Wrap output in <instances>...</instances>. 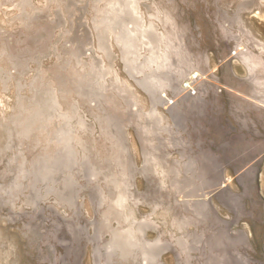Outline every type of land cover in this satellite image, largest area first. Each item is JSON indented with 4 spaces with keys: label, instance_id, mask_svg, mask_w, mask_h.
Returning <instances> with one entry per match:
<instances>
[{
    "label": "rangeland",
    "instance_id": "rangeland-1",
    "mask_svg": "<svg viewBox=\"0 0 264 264\" xmlns=\"http://www.w3.org/2000/svg\"><path fill=\"white\" fill-rule=\"evenodd\" d=\"M109 1L0 0V264H105L107 231L145 221V239H160L161 264H216V242L226 244L227 264H264V0H138L142 22L156 29L136 39L130 57L117 36L102 34ZM162 34L171 68L163 103L149 114L140 75L168 70L132 69L126 57L143 63L147 43ZM93 63L102 67L90 90L82 77ZM71 109L75 117L62 120ZM80 117L85 125L74 132ZM66 126L81 136L72 145L83 166L70 165L57 144ZM190 160L210 183L176 191ZM34 167L52 169L56 192L32 182ZM68 194L75 210L61 199ZM196 201L208 209L198 224Z\"/></svg>",
    "mask_w": 264,
    "mask_h": 264
},
{
    "label": "bare ground",
    "instance_id": "bare-ground-1",
    "mask_svg": "<svg viewBox=\"0 0 264 264\" xmlns=\"http://www.w3.org/2000/svg\"><path fill=\"white\" fill-rule=\"evenodd\" d=\"M110 2V1H109ZM138 0H124V2L122 3L121 0H114V1H111L109 3V9L105 12V14L103 15V17L101 16V20H100V25L103 27V31H102V34L104 35H110V36H117V42L123 47L124 49V54L125 55H129V54H134L132 52V50L136 47V39L141 36V37H148L150 36L151 34L154 33V26L152 23H144L142 22V19L139 15V7H138ZM28 5H31V2L29 1V4ZM107 8V7H106ZM102 11V10H101ZM26 14V13H25ZM125 17H128L129 20H131L130 23H132L135 28L134 29H130L128 27V24L129 23H126L127 20H125ZM146 39V38H145ZM166 40V37H165V34H162L157 40L155 41H149L147 43V45H149V48L147 49V53L149 52V54L145 57V60L143 63H138V58L136 59L135 56L134 58H128L126 57V61L130 64V66L132 67V69H134V64H136V66L140 64L141 67H143L144 69L147 68L149 71H152V69H160L161 67H166L168 71H165L164 73H166V76L169 75V70L171 68V65H170V55H171V52H170V49L169 47L166 45V47L162 48V45H163V41ZM139 41V40H137ZM143 42V41H142ZM142 44V43H141ZM165 44V42H164ZM104 47L106 44H102ZM145 46V45H144ZM101 47V46H100ZM146 47V46H145ZM263 47V46H262ZM106 48V47H105ZM261 48V47H260ZM144 49V48H143ZM264 50V48H262ZM159 50V52L157 51ZM132 52V53H131ZM73 53V52H72ZM74 54V53H73ZM73 54H71L73 56ZM140 56V54H138ZM130 57V55H129ZM137 57V56H136ZM183 61V60H181ZM180 61V62H181ZM28 64V62H27ZM27 64L25 66L24 69H22L23 71L26 69L27 67ZM101 65L98 66L97 63H93V65L90 64L89 66V69L87 71V76L86 74L84 75L83 80H84V83L86 84V87L87 89H90V90H93V87H92V82L95 78V75H96V70L100 67ZM139 66V67H140ZM102 67V66H101ZM105 67V66H104ZM138 68V67H137ZM104 69V68H103ZM136 70V68H135ZM140 70H142V68H140ZM147 70V71H148ZM106 73V72H105ZM107 73H109L107 71ZM163 72H160L159 74H161ZM177 73V72H176ZM138 74H140V72L138 71ZM150 75H145L142 77V75H140V79H139V82L138 84L142 83V85L145 87V91L147 90L148 91V94L150 95V99H151V102H152V109L149 110V114H155L156 112V106L155 105L156 103H160L162 101V92H165V87H167V82H166V79H168V76L167 77H160V75H154L153 73H148ZM99 75V74H98ZM181 75V74H180ZM179 74L176 75V76H180ZM98 77V76H97ZM104 77V76H103ZM181 77V76H180ZM143 79V80H141ZM172 80V79H171ZM98 82V81H97ZM79 85V84H77ZM104 86L103 85H100L99 84V88H103ZM143 89V87H142ZM83 91V90H82ZM81 92V90L79 91ZM78 92V93H79ZM82 93V92H81ZM80 93V94H81ZM84 93V91H83ZM82 93V94H83ZM84 95V94H83ZM86 95V94H85ZM121 101V100H120ZM166 101V100H165ZM45 102V101H44ZM70 104V108L72 107L71 106V102L69 103ZM174 105V104H173ZM43 106V105H42ZM69 106V105H68ZM73 106L75 107V104H73ZM77 106V105H76ZM73 107V108H74ZM69 108V107H68ZM67 108V109H68ZM78 109V107L76 108ZM35 110V109H34ZM72 110V109H71ZM68 111L66 110L65 112H68L67 115L63 114L62 118L60 117L61 115L59 114V118H61L62 120L66 119L67 116H71V118L73 119L74 114L76 113L74 111V109L72 111ZM103 110V109H102ZM77 111V110H76ZM24 112V110H23ZM78 112V111H77ZM34 113V112H33ZM23 113H21V116L23 117L22 115ZM77 114V113H76ZM173 114H174V117L178 118L179 119V107L176 106V109L173 111ZM32 115V114H31ZM38 116V115H37ZM40 116V114H39ZM57 116V115H56ZM73 116V117H72ZM79 116V115H78ZM33 117V116H32ZM77 117V116H76ZM173 117V116H172ZM43 117H40V119H42ZM55 118V117H54ZM57 118V117H56ZM69 118V117H68ZM78 118V117H77ZM176 118V119H177ZM18 119H21V117H19ZM26 119V118H25ZM25 119L23 121H25ZM39 119V118H37ZM27 120V119H26ZM32 120V118H31ZM31 120H28L31 121ZM50 120V119H49ZM78 120V119H77ZM19 121V120H18ZM33 121H35L33 119ZM38 121V120H37ZM36 121V122H37ZM40 121V120H39ZM38 121V122H39ZM52 121V120H51ZM37 122V123H38ZM49 122V121H48ZM60 122H62L60 120ZM64 122V121H63ZM20 123V122H18ZM24 123V122H23ZM21 123V124H23ZM40 123V122H39ZM42 123V122H41ZM51 123V122H50ZM53 123V121H52ZM55 123V122H54ZM68 123V122H67ZM66 123V124H67ZM73 123V122H72ZM180 123V122H179ZM26 124V123H24ZM44 124V122H43ZM71 124V123H70ZM76 126V129L74 130L73 128H71L70 126H66L64 127V129H62L60 131V137L59 139L57 140V144L58 146H60L63 150V152L65 153L66 157L68 158V160L70 161V165H73V164H77L81 159L78 158L79 154L77 153L78 151L75 150L76 147L73 148V145L74 143H76V145L80 144L81 141L79 139V137H81L80 135L77 136L74 132L77 130V129H80L79 132H82L81 131V128L84 127L85 125V122L83 120V118L80 117V120L77 122V123H74ZM106 124V123H105ZM38 125V124H37ZM51 125H54V124H51ZM63 125V124H62ZM21 126V125H20ZM45 126V125H44ZM74 126V125H73ZM36 126H34L35 128ZM47 128V126H45ZM147 127V126H146ZM33 128V129H34ZM38 128V126L36 127ZM52 128V127H50ZM40 129H43L42 127ZM72 129L74 130V132L72 131ZM32 130V129H31ZM46 130V129H45ZM50 130V129H48ZM54 130V129H53ZM52 130V131H53ZM56 130V129H55ZM85 130V129H83ZM28 131V130H27ZM34 131V130H33ZM39 131V130H38ZM42 131V130H41ZM144 131V130H143ZM149 131V130H148ZM151 131V130H150ZM48 132V131H47ZM28 132H26L27 134ZM46 133V132H45ZM78 133V132H77ZM153 133V132H152ZM151 133V134H152ZM29 134V133H28ZM27 134V135H28ZM41 134V133H40ZM39 134V135H40ZM44 134V133H43ZM42 134V135H43ZM49 135H51L52 133H48ZM47 134V136H48ZM55 134V132H54ZM53 134V135H54ZM79 134V133H78ZM150 134V135H151ZM41 135V136H42ZM46 135V134H45ZM56 135V134H55ZM54 135V136H55ZM52 138V136H50ZM45 139V138H44ZM82 139V138H81ZM50 140V139H48ZM46 140V142L48 141ZM52 140V139H51ZM54 141V139H53ZM35 142V141H34ZM83 142V140H82ZM50 143V141H49ZM48 143V145H49ZM53 144V142H51ZM50 143V144H51ZM82 144V143H81ZM84 144V143H83ZM77 145V146H78ZM51 146V145H49ZM57 146V148H59ZM84 146V145H83ZM52 147V146H51ZM52 149V148H51ZM55 149V148H54ZM78 149V147H77ZM43 150V149H42ZM56 150V149H55ZM54 150V151H55ZM60 150V148H59ZM58 151V149H57ZM46 152V150L44 151ZM48 152V151H47ZM51 152V151H50ZM50 152H48L50 154ZM48 153H46L48 155ZM56 153V152H55ZM45 155V153H43ZM149 154V153H148ZM53 155V154H52ZM64 155V156H65ZM82 155V153H81ZM85 156V155H84ZM42 157V156H41ZM40 157V158H41ZM44 157V156H43ZM48 157H51V156H48ZM39 158V159H40ZM152 158V157H151ZM80 159V160H78ZM87 159V158H86ZM45 160V159H44ZM50 160V158H49ZM48 160V161H49ZM47 161V160H46ZM45 161V162H46ZM51 161V160H50ZM49 161V162H50ZM66 161V159L64 160ZM36 162V161H35ZM68 162V161H67ZM144 163L145 166H147V155L144 159ZM44 163V162H43ZM79 163H82L81 166H83V162H79ZM32 164V163H31ZM48 164V163H47ZM68 164V163H67ZM38 165V164H37ZM45 165V164H44ZM85 165V163H84ZM23 166V165H22ZM33 166V165H32ZM78 166V165H77ZM80 166V165H79ZM78 166V167H79ZM200 166V164H199ZM199 166L196 162L190 160L189 162L185 163V166H184V170H185V174L187 176L184 177L183 181H181L180 183L178 182V176H179V170H177L176 168V172L174 171V173H176V182H178L179 185L176 186V191L179 190L181 184L186 188V187H189L192 183H194L195 181H199L201 182L202 184L204 185H207L210 183V180L208 178V175H207V172H206V169H199ZM48 167V166H47ZM74 167V166H73ZM78 167H74L75 168H78ZM44 168V167H43ZM38 169L37 167H34V168H31V177L33 178L32 182H38L40 184L39 181H43L47 184V187H48V190L52 189V186L56 185L54 184V175H52V173L50 172L51 170H49L48 168H45V169ZM71 168V167H70ZM204 168H207L204 166ZM22 169V168H20ZM19 169V170H20ZM43 169V170H42ZM69 169V168H68ZM79 169V168H78ZM30 170V168H29ZM64 170V169H63ZM65 170H66V166H65ZM72 170V168H71ZM70 170V171H71ZM24 173V170H22ZM69 171V170H68ZM67 171V172H68ZM20 172V171H19ZM53 172V171H52ZM55 172V171H54ZM66 172V171H65ZM21 173V172H20ZM21 173V174H22ZM56 173V172H55ZM54 173V174H55ZM69 173V172H68ZM67 174V173H66ZM70 175V174H68ZM67 175V177H68ZM20 176V174H19ZM71 176V175H70ZM21 177V176H20ZM31 177H29L28 179H30ZM31 178V179H32ZM21 179V178H20ZM75 179V178H74ZM164 179V178H163ZM26 180H27V176H26ZM67 180V179H66ZM65 180V181H66ZM71 180V178H70ZM64 181V182H65ZM72 181V180H71ZM67 183L69 181H66ZM74 182V180L72 181ZM76 182V181H75ZM44 183V184H45ZM17 184V183H16ZM45 184V185H46ZM69 184V183H68ZM71 184V182H70ZM69 184V185H70ZM77 184V183H76ZM19 185V184H18ZM36 185V184H35ZM42 185V184H41ZM46 187V188H47ZM64 187H68L67 185L64 186ZM72 187V186H71ZM69 186V188H71ZM55 188V187H54ZM68 190L70 191L71 189ZM66 189V188H65ZM14 190V189H13ZM44 190V189H43ZM49 190V191H50ZM55 190V189H54ZM47 192V191H46ZM50 192H56V191H50ZM49 192V193H50ZM42 193V192H41ZM48 193V194H49ZM72 193V192H71ZM15 194V193H14ZM36 194V193H35ZM44 195V193H42ZM48 194L46 196H39L38 198L40 199L42 197L41 200H43V197H48ZM73 194V193H72ZM72 194H68L69 196H62V200H63V203H66L68 207H70L71 209H74L76 207V204H75V200L77 199L76 196H73ZM14 196V195H13ZM35 196V195H34ZM206 196V195H205ZM61 197V196H60ZM59 197V198H60ZM189 197H192V196H189ZM38 198H32L30 201H31V204L32 205H35L38 201ZM57 198V197H56ZM39 201V202H40ZM59 203V202H57ZM30 204V203H29ZM60 204L61 201H60ZM37 205V204H36ZM65 205V204H64ZM116 206L121 208L122 207V204H121V201H117L116 202ZM191 208L193 210V213L196 215V219H194L196 222V224L200 223L201 221L204 220V218L207 216V213H208V209H207V204L204 202V201H196V202H192L191 203ZM75 210V209H74ZM113 215V213L107 211L104 213L103 215V218H104V221L105 223L109 222L110 219V215ZM116 220H118L119 222H121V220L118 218H116ZM127 220V219H125ZM204 222V221H203ZM102 226V224H101ZM104 227H106L104 225ZM178 229L179 230H182L183 229V226L178 224L177 225ZM103 228V227H102ZM100 228V229H102ZM150 228V223H148V221H145V222H142V223H139V224H136L133 226L130 225L129 226V229L125 232H119L118 230H114V231H107L108 233H110V240L106 246V251H107V256H106V259L105 260V264H113V261L115 260V258H117L119 261H122V262H127L129 261L130 259L132 258H136L137 256L141 257L142 258V261L145 262L146 264H161L159 259H160V255H161V251H162V248L159 246V242H160V239H157L155 242H150L148 240L145 239V234H146V230ZM103 230V229H102ZM102 232V231H101ZM77 241V240H76ZM178 244L179 246L182 248V251L185 252L186 254H188V250L190 249V247L186 244V242L182 239H178ZM220 242V241H219ZM215 247L220 251L221 253V256L218 258V261L216 264H227L228 263V259L226 257V244L223 243V242H220V243H217L216 244L214 243ZM215 258V257H214ZM212 263V262H211ZM214 264V263H213Z\"/></svg>",
    "mask_w": 264,
    "mask_h": 264
}]
</instances>
